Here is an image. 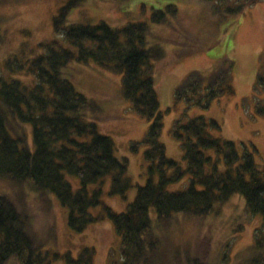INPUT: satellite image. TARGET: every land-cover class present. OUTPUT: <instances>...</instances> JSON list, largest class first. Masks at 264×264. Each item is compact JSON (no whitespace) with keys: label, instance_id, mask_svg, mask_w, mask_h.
<instances>
[{"label":"trees","instance_id":"trees-1","mask_svg":"<svg viewBox=\"0 0 264 264\" xmlns=\"http://www.w3.org/2000/svg\"><path fill=\"white\" fill-rule=\"evenodd\" d=\"M87 0H68L54 18L60 39L41 43L42 53L23 62L15 56L0 66V177H8L29 186L40 197L54 193L69 210V226L84 232L92 223L110 219L121 237L119 258L111 253L110 264H215L211 256L186 253L184 262L177 253L169 259L162 249L161 232L169 228L178 213L195 217L217 215L234 195L245 200L247 218L255 215L264 221V168L253 152L240 153L234 141L221 137L220 122L204 115L189 117L191 108L207 110L214 101L235 93L234 61L224 56L210 74L193 71L175 89V102L184 103L187 112L177 119L172 135L179 142L187 166L168 156L161 141L164 114L157 92L155 61L165 57L164 50L151 45L147 23L112 27L98 23L69 24L71 13ZM262 0H190L197 4L209 21L224 24L241 18L248 8ZM174 5L156 10L152 21L176 28ZM173 19V20H174ZM182 36L192 42V49L181 57L192 56L205 48L196 33L179 25ZM3 34L0 28V46ZM71 47V48H68ZM95 64L122 75V99L129 102L150 127L143 141L132 142L130 151L144 158L146 184L138 186L136 199L123 213L115 212L102 201L103 185L110 178L109 194L126 199L134 187L128 176L129 160L117 157L114 140L102 135L97 124L101 108L75 88L69 67L73 63ZM1 69L4 71H1ZM8 71V72H7ZM16 72V73H15ZM34 75L27 84L13 75ZM256 95L264 94V57L255 86ZM257 112L264 117V100ZM24 125L33 128L34 151L24 134L14 138L9 129ZM66 174L78 177L81 187L75 191ZM185 182L182 190L171 191L173 184ZM92 186H96L91 190ZM102 207L98 216L92 208ZM155 210L157 222L151 218ZM244 218L243 221L248 219ZM29 219L6 195H0V264L10 260L21 264H50V254L41 251L29 232ZM244 225H240V230ZM114 254V255H113ZM67 264H93L94 248H85L78 258L70 252L54 254ZM233 264H264V235L257 232L255 242L241 250Z\"/></svg>","mask_w":264,"mask_h":264},{"label":"rangeland","instance_id":"rangeland-1","mask_svg":"<svg viewBox=\"0 0 264 264\" xmlns=\"http://www.w3.org/2000/svg\"><path fill=\"white\" fill-rule=\"evenodd\" d=\"M190 0H87L69 16V24L105 22L112 27H123L130 23H147L150 29L151 45L164 50L165 57L155 61V77L161 111L164 114V129L161 141L167 147L168 156L187 166L179 142L172 135L177 119L186 112L184 103L175 102V89L193 71L210 74L224 56L234 61V95L224 96L213 102L207 110L191 108L189 117L204 115L220 122L222 138L234 141L238 151L253 152L257 164L264 168V117L257 112L259 99L264 94L255 93L261 58L264 57V0L247 9L236 21L216 24L209 21L197 4ZM68 0H0V28L3 43L0 46V66L12 57L23 62L42 53L41 43L54 39L62 41L56 33L54 18ZM174 5L177 17L172 19L174 27L156 24L152 14ZM179 25L199 35L205 41L204 52L181 57L182 51L192 49V42L182 36ZM63 46H67L62 41ZM71 48V47H68ZM72 82L80 93L98 102L101 113L94 121L102 135L111 137L117 147V157L128 158V176L133 180L127 198L109 194L111 180L103 185L102 201L117 213L125 212L136 199L138 186L146 184L147 162L144 158L146 147L137 154L130 151L132 142L143 141L150 122L142 120L131 104L122 99V75L103 68L94 62L73 63L69 67ZM1 71H3L1 69ZM4 72V71H3ZM8 72V71H7ZM16 73V72H15ZM27 84H33L34 75H13ZM11 135L24 134L34 151L33 128L24 125L18 131L9 129ZM18 132V133H17ZM17 133V134H16ZM66 179L77 191L81 187L78 177L66 174ZM185 182L173 184L171 191L182 190ZM96 186H92L91 190ZM0 195L13 200L18 209L29 219V232L35 237L41 251L49 253L50 264H67L64 259H56L54 254L70 252L74 258L85 248H94L93 264H110L111 253L119 258L121 237L113 222L106 218L92 223L84 232L78 233L69 226V210L64 207L54 193L40 197L29 186L22 185L8 177H0ZM245 200L234 195L217 215L195 217L183 213L175 214L169 228L161 232L162 249L169 259L179 253L185 262L186 253L211 256L215 264H233L236 255L255 242L257 232L264 235V221L261 216L247 218ZM102 207L92 208L98 216ZM151 218L156 223L157 215L151 210ZM247 218V221H243ZM240 225L244 229L240 230ZM114 255V254H113ZM7 264H21L10 260ZM157 264H162L161 259Z\"/></svg>","mask_w":264,"mask_h":264}]
</instances>
